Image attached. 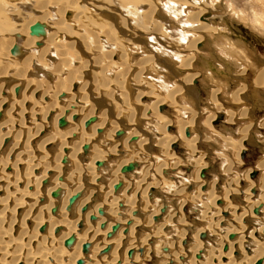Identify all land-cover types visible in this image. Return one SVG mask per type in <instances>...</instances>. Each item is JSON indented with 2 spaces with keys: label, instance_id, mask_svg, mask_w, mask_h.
Instances as JSON below:
<instances>
[{
  "label": "bare ground",
  "instance_id": "obj_1",
  "mask_svg": "<svg viewBox=\"0 0 264 264\" xmlns=\"http://www.w3.org/2000/svg\"><path fill=\"white\" fill-rule=\"evenodd\" d=\"M58 1L62 2L63 8L58 11L60 18L54 23L64 37L71 39L70 45L71 42H74L73 40H75L74 44L76 43L74 37L78 38L79 35L86 32L94 37L97 36L99 42L101 41L100 44L102 43L106 49H109V53L107 51L104 53L103 67L90 66L96 69L95 79L97 78L98 87L95 85L93 77L87 76L85 79L84 75L82 77L80 73V80H77V83L73 81V78L77 76L76 73L75 76L73 75L74 69L81 72L86 67L82 68V66L79 69L77 68L79 65H76V68L71 67L73 69L72 77L67 82L64 80L65 82L62 83L56 74L55 78L57 79L52 81V84L54 82L52 85L50 82L53 77L52 72L45 70L43 65L45 66L46 63L44 61L40 62L43 55L40 58H31V62L25 63L26 65L22 64L21 68L16 71L14 69L15 72L10 73L12 69L10 63L12 65L15 62L10 59L12 57H9V60L5 62L7 56H10L6 54L5 65L0 67V78L6 81L0 80V117L2 116L0 118V193H3L0 194V205H2L0 221L4 223L0 224V264H18L20 262L22 264H140L148 254L147 250H140L143 244L147 242L148 245H152L155 235L172 228V221L177 225L175 227L176 238L167 244L164 243L166 247L163 242L158 240L159 245H162L161 248L165 247V253L160 251L158 253L164 254L165 257L159 264H166L172 260L175 261V264H254L259 258H261L260 264H264V239L256 240L253 236L256 232L260 236H264V156L255 164L257 171L252 172L251 168H247L241 171V176L234 180L231 179L235 177L236 172L230 171L232 174L234 173V176L228 178L229 182L226 180L227 188L225 189L227 190L218 193L215 189L218 185L216 176L208 182L204 180V173L208 170L206 162L203 160L202 152H196L197 138L191 135L193 125H203L207 140L208 137L210 138V133L214 132L213 135L217 136L220 141V154L225 153L224 155H226V152L229 154V149H231L232 160H228L224 156L221 157L222 169L220 170L223 174L228 175L230 167L239 165L238 158H244L246 153L244 145L248 147L251 143L249 142L251 140L246 141V139L251 135L254 122L251 118L247 123L240 125L236 131L237 137H235L236 134L228 135L225 132L223 134L213 130V125L220 118L219 113H225L227 122L235 120L242 122V120L250 119L248 116L249 105L246 107L243 105V108L238 111L230 110L228 106L224 107L220 96L222 94L224 97L228 88L225 83L217 80V84L214 81L207 97L210 105L209 110L208 107L205 109H207L208 115L200 121L201 110H194L193 104H190L191 101L183 99L184 97L181 95L182 87L188 85L202 73L195 64L190 63L194 57L188 59L189 52L177 54V60H180L182 55L185 56L182 57L185 59L182 60L183 66L193 68L185 75L180 76L176 73L174 80L179 83L177 87L167 90L166 86L173 83L171 77L174 74L170 71L168 73L162 67L158 72L152 70L154 73L146 77L149 85L145 86L140 79L141 72L148 62L156 59V50H166L163 45L158 44L154 38L153 40L148 35V38L144 37L143 44H130L126 38L127 35H121L122 38L117 36L116 42L111 36V33L115 32L113 28L115 23H104L99 20L90 23L86 19L84 14L89 11L82 6L91 10L94 9L92 4L86 3L80 8L79 0ZM139 1L142 2L140 6H136V9L139 10H142L149 2L148 0ZM204 1L206 0L167 3L165 0H160L159 3L152 5L150 11L148 10L147 21L140 15L139 23L142 25L141 21L143 20V24L146 25V22L149 21L152 27L154 26L153 30L150 28V33L160 30L162 27L161 30L164 33L166 32L176 40V46L179 48L183 44L188 49L196 47V50H200L198 44H201L202 37L195 35L194 37L189 30L192 24H196V21L191 23L186 19L195 20L202 17L200 14L202 11L192 14L191 17L188 16V12L190 8L196 7L195 3L197 2L201 7L204 6L202 4ZM155 11L160 14L156 13L159 21L150 19ZM134 14L131 13L132 17ZM210 22L211 25L208 26L204 23L199 25L198 22L199 28L208 29L214 26L212 20ZM179 23H182L183 29L184 27L186 29H179ZM102 28H107L103 37L94 32ZM110 28L112 32L108 33ZM144 28L146 29V27ZM207 32L209 31L207 30ZM97 44L93 46H97ZM58 48L59 53L64 52V49H61L62 46H58ZM88 52L92 54L91 49ZM17 53L16 55H18ZM152 53L154 58L149 57ZM168 53L172 55L174 51L169 50ZM11 54H13L12 51ZM78 54L80 57V53ZM83 54L85 53L83 52ZM111 56H114L113 62L110 59ZM130 56L133 57L132 62L129 60ZM61 58L64 61L63 64L67 65L66 57L61 56ZM160 59L158 60L160 61ZM82 62L80 61V63ZM169 62L175 64L174 61ZM134 65L137 66L136 72L133 71ZM249 66L247 64L242 66L236 71V74L241 78V75L249 70ZM90 67L89 69H91ZM61 71L63 70L61 69ZM65 72H70V70ZM173 72L175 73L174 70ZM65 75L64 78H66ZM252 83L264 90V67L255 70ZM92 85L93 87L95 85L94 91L98 89V96L102 98L105 95V100L101 101L99 106L92 103L93 97L96 96L94 91L90 92ZM129 85H136L138 90L131 93L132 87ZM141 85L146 89H141ZM17 86L19 89L16 88ZM247 87L249 88L248 83H244L239 88H234L229 92L230 99L225 100H230L236 105L243 103V91ZM102 88L103 90H99ZM164 89L168 93L162 97L160 95L164 94ZM62 95L63 97L60 98ZM146 96L148 101L145 102L143 98ZM166 104L169 107H174L177 114H181V118L175 122L171 121L167 116L168 113H163ZM111 112H113L111 116H114V119H111ZM142 115L143 122L141 124L145 120L146 123L143 125L149 131L151 129L152 133H149V137L138 138V133L142 132V126L136 123L135 125L138 126L135 128L133 122L134 120L138 121V117L140 118ZM182 117L186 118L182 119ZM61 118L65 120V124L62 126L59 125ZM92 118L93 120H91ZM44 119L46 123L52 125L49 132ZM171 123L176 128L175 133H167L173 127L170 125ZM106 124L108 126H105ZM258 125L264 127V116ZM127 127L128 131L125 135ZM118 131L122 132L117 135ZM36 137H38L37 140ZM134 141L135 143H132ZM176 141L185 149L188 155L186 159H181L170 150L172 144L173 147H176ZM154 142L156 154H153L155 158H151L154 162L141 165V162H138L144 160L140 152L141 148L148 143L154 144ZM261 142L264 144V136L261 138ZM148 146H144V148H153L152 145ZM127 148L131 153L126 152ZM54 150L56 153L50 154ZM36 151L41 153H36ZM98 161L102 164L97 165ZM130 162L136 164L134 169L122 173V167ZM182 163L193 166L191 181L181 180L178 186L171 187L172 184L169 180L172 177L169 176V172L172 169H178ZM138 166L140 169L137 171L136 167ZM7 168H10L11 171H6ZM150 170H152V175H149ZM258 171H260L259 177L254 180L253 176ZM158 174L162 177L161 180ZM192 185L193 192L183 194V188L188 186L190 189ZM164 189L176 197L183 194L184 199L172 207L168 200H159L155 197L160 190ZM53 193L56 195L53 196ZM237 193L244 195L242 200L244 205L233 203L232 200L237 199ZM73 195L78 196L70 204L69 200ZM188 202L193 204L195 211H198L197 217L203 221L202 227L191 226L178 215L181 206ZM18 209L23 210L19 218L17 217L18 213L15 217V212ZM162 209L164 210L162 211ZM166 210L167 213L164 214ZM156 217L157 219H155ZM161 218L163 220H160ZM170 220L172 221L169 222ZM30 222H33L31 228ZM247 223L251 224V227ZM17 224L20 229L32 230L29 232L18 229V235L12 238L7 229H11V233L15 232ZM114 226L116 228L112 230ZM249 227L247 233L250 240L245 239V232ZM192 228L195 231L193 230L191 233L190 253L185 256L176 246L180 240L182 245L186 244V236L189 235ZM37 229L40 233L37 232ZM134 229L149 231L139 234ZM109 231L112 232L110 235H108ZM203 232L208 233L207 237L211 242L214 241V245L210 241L203 242L198 239V234L200 233L199 237H202L201 233ZM230 233H233L232 237L229 236ZM71 234L74 235V239L69 245H66L65 240ZM22 239L23 242H21ZM84 244H87V251L83 249ZM144 245L146 247V244ZM159 245H157L156 252ZM173 245H176L175 249L170 248ZM129 251H131L130 254H128ZM126 254L127 256H125ZM80 259L82 262L77 263Z\"/></svg>",
  "mask_w": 264,
  "mask_h": 264
},
{
  "label": "rangeland",
  "instance_id": "obj_2",
  "mask_svg": "<svg viewBox=\"0 0 264 264\" xmlns=\"http://www.w3.org/2000/svg\"><path fill=\"white\" fill-rule=\"evenodd\" d=\"M57 1L58 0H0V58H1L0 61L3 60L0 62V67L5 65V62H7V60H9V57H12L10 59L15 63H12V65L10 63V66L12 67V69L10 68L11 69L10 73H13L16 70H18L19 68H21L22 64L24 65L25 63L31 62V60L34 59L35 57L40 58V56L43 55L41 57L42 60H40V62L44 61L46 63V65L45 66L43 64H41V65H43V67L45 68L46 71L52 72L53 77H52L51 81L48 79L51 82V84H52V81H54L57 78H59L60 81L62 80L61 81L62 83L64 80L67 82V80L70 77H72L71 75L73 73V69L71 67L76 68V65L77 66L79 65L77 67L79 69L82 66H83L82 68H84L85 66L88 68L86 69V67H85L83 70H81V72H78V70L75 71V69H74L73 75L76 73L75 75H77V76L74 75L75 77L73 78L74 79L73 81L77 83V80H80V78H81L80 74H82V77L84 75L85 79L87 78V76L93 77L95 80L94 83L98 87V82L96 83L97 78L95 79L96 69H94L90 66L94 65V66H96V68L97 67L98 68L103 67L102 62H103L104 53H106V51L109 53V51H108L109 49H106L102 43L100 44L101 41L99 42L98 38H96L97 36L94 37V35L92 36L91 34L86 33V32H84L82 35H79L78 38L74 37V39H76V43H75L76 45L74 44L75 40H73L74 42L73 43L71 42V45H70L71 39L69 37H64L63 34L60 32V30L56 27V25L54 23V21L56 22V20L60 18V14L58 13V11L62 10V8H63L62 2L59 3V1L58 2ZM64 1L66 2V0H64ZM148 1L149 2H147V4H145L143 2L145 4V7L142 10H139L138 8L136 9V6L138 7L142 4V2L139 0H81V1L79 0L80 3L78 2V4H79L80 8L83 4L85 5L86 3L92 4V7H94V9L90 10L89 8H86L85 6H82V8H84L86 10L88 9V11H89V12L86 11L87 13H85L84 15L86 16V19H88L90 21V23L96 22L97 20H99V22L101 21L104 23H106V22L112 23V24L115 23V24H113V28H114L115 32L111 33L112 29L110 28L108 33L109 32L111 33V36L113 37V39L116 42H117V39H116L117 36L119 38H122L121 35H127L126 38L128 39L130 44H133V43H142L143 44L144 43L143 41L145 40L144 37L148 38V36H149L152 39L154 38L155 40L154 39L153 40L155 42L164 46L163 48H164V50L165 49L166 50L165 51H162L161 49H158V51L156 50V53H157V55H155L156 59H154V61L152 60V61L148 62L145 65L143 71L141 72L140 79H141L142 83L145 84V86L149 85V83H147L148 80L146 79V77L151 75L154 72H158V70H160V67H162V69L165 68V70L168 73L170 71V72H172V74H174L173 77H171V81H173V83L171 82L172 84L169 83L166 86L167 90L169 91V90L177 87V85L179 83L177 80H174V79H176V75L177 74H179L180 76L185 75L188 72H190L191 70H193V68H191V66L190 67H186L185 65L183 66L182 60H185V59H183L185 56L182 55L180 57V60L179 59L177 60V54L178 53L179 54L186 53V51L189 52V54H188L189 57H187V58L189 59L190 57H194L193 60L192 59L190 60V63L195 64L197 66V69L201 70L202 73H200L199 77H196L194 80H192L190 83H188V85H184L182 87L181 95L184 97L183 99H185L189 102L191 101L190 104L191 103L193 104L194 110H201L202 113L200 116V121L208 115L207 109H205V107L206 108L208 107V110H209V105H210L209 102L207 101V97H208L209 91L211 90V87H213L212 85L214 84V81L217 84V80L218 81L220 80L219 82L225 83L227 88H228L227 94H224V97H222L223 96L222 94L220 96V100L224 104V107L228 106V109H230V110L233 109L234 111L235 110L238 111L240 108H243V105L245 107L249 105L248 107L250 109L248 111L249 112L248 116L250 117V119L242 120V122H240L239 120H235L234 122H227V121H225L226 120L225 113H223V114L219 113L220 118H218L217 122H215V124L213 125V130H216V131L221 132V133L225 132V134H228V135L229 134L235 135L236 131L240 125L247 123L248 121L251 120V118L253 119V122H254V127H253V130L251 132V135L246 139V141L248 139L251 140V141H249L251 143L248 142L249 143L248 147H246V145H244L245 151H246V153L244 151V153H245L244 158L240 159V157L239 158L237 157L239 159L240 163L238 166L236 165L234 167H230L228 175L223 174L222 170H220V169H222L221 157L224 156L228 160L229 159L232 160V158H231L232 156L230 155V153H233V152L231 151V149H229V152H230L229 154H228V152H226V155H224L225 153L220 154L221 153L219 150L220 141H218L217 136L215 137L213 135L214 132L210 133L211 134L210 138L208 137V140H207V136L205 134V131H204L205 129L203 128V125L202 126L193 125L194 126L193 127L194 132L192 131L191 135L197 138V141L195 144V149H197L196 152H202L203 160L206 162V166L208 169L204 173L205 174L204 180L208 182L209 180L214 179L215 178L214 176H216L218 185H217V188L215 187V189L218 193H223L224 191L227 190V189H225V188H227L226 184H225V183H227L226 180L229 182L228 178H231L230 176H232V175L234 176V173L232 174V172H230V171L236 172L235 177L232 176L233 178L231 180H234V179L238 178V176H241V174H240L241 171H244L247 168L248 169L251 168L250 170L252 172L255 170L257 171V169L255 168V164L262 156H264V144H263V142H261V138L264 136V127L258 125V122L264 116V94H263L264 90L258 86L253 85V83H252L255 70L257 68L259 69L260 67H264V0H206L202 3V4H204V6H202V7L200 6L199 2H201L203 0H197L199 2L195 3V5H196L195 8L189 9L188 16L191 17L192 14L199 12V11H202L200 13L202 17L196 18L195 20L186 19V21L191 22V23H195L192 21H196V24H192V27L189 30L191 31L193 36L195 35L197 37H202L201 44H198L200 46H198L196 44L200 50H198V49L196 50V47L190 48L191 49L190 50V49H188V47L183 46V44L179 48L178 46H176V43H175L176 40L172 39L170 37V35H167L166 32L164 33L161 30L162 27L160 28V30H154L153 32L150 33V31L153 30L154 26L152 27V24L149 21L146 22L148 19V16H149V11H150L152 5L159 3L160 0H148ZM165 1L167 3H171V2H176V1L180 2V1H184V0H165ZM124 3H125V5H124ZM126 3H127V5H126ZM45 8H46V10H45ZM47 10L50 12L48 13ZM132 10H135V11H132ZM141 11H142V14H140ZM125 12H127V13H125ZM134 12H135V14H134ZM131 13L134 14L133 17L131 15ZM156 13L159 14L157 11H155L152 14L153 18L152 17L150 18L151 20L156 19L157 21H159V19H157L158 15H156ZM137 15H138V17H137ZM140 15L143 16V19H144V17L146 18V19H144V20H146L145 21L146 25L143 24L144 23L143 20L141 21L142 25H140L139 19H138L140 17ZM203 16H205V17H203ZM211 20H212V25L214 24V26H212L208 29L199 28V25L202 23L206 24L207 26L211 25V22H210ZM133 21L136 23H134ZM137 22H138L139 26L137 25ZM198 22H199V25H198ZM144 27H146V29ZM178 27H179V29L180 28L183 29L182 23H179ZM150 28H151V30H150ZM185 29L186 28L184 27L183 30H185ZM207 30L209 32H207ZM106 31H107V28L106 29L102 28V29H100L98 31H94V32L102 35V37H103V35L106 34ZM156 31H158V32L156 34H154V32H156ZM82 32H83V30H82ZM144 34H145V36H144ZM151 34H153V35H151ZM220 35H221V37H220ZM52 36H54V37H52ZM203 36H204V38H203ZM215 37H218V38H215ZM50 39H52V40H50ZM104 39H102V40H104ZM96 41L98 42V44ZM134 41H137V42H134ZM6 44H8L10 47L7 46ZM94 44H97V46H93ZM5 45H6L7 49H5L6 48ZM58 46H62L61 49L62 50L64 49V52H62L63 54L59 53L60 47L58 48ZM84 47H85V49H84ZM4 49H5V54H4ZM83 49H84V51H83ZM88 49L89 50L91 49L93 55L88 52L89 51ZM167 49H168V51L173 50L174 54H172V55L169 54ZM194 49H195V51H194ZM42 50L45 52H43ZM175 50H176V52H175ZM11 51L13 52V54H11ZM14 51H16V52H14ZM18 51H19V53H17ZM65 51H66V53H65ZM221 51H223V53H221ZM83 52L85 54H83ZM16 53L18 55H16ZM78 53H80V57L78 56L79 55ZM6 54L10 55V56H7V58H6ZM59 54H61V55H59ZM90 54H91V56H90ZM174 55H176V56H174ZM61 56L66 57V59L68 60L67 65L63 64L64 61L62 60ZM43 57L46 59H44ZM149 57L154 58L153 53L150 54ZM161 57H162V59H160ZM5 58H6V60H5ZM83 58H85V59L83 60ZM129 58H130L129 60H131V62H132L133 57L130 56ZM110 59L113 62L114 56H111ZM158 59H160V61H162V62H160ZM4 60H5V62H4ZM80 61L81 62L86 61V62L80 63ZM163 61H164V63H163ZM165 61H166V63H165ZM169 61H171V62L174 61L175 64L170 63ZM240 61L244 62V63H241ZM83 63H84V65H83ZM244 64L245 65L247 64V66L250 65L249 66L250 68H249V70H246L244 75H241V78H240V76L236 74V71L239 70L240 68H242V66H245ZM89 67L91 69H89ZM136 67H137L136 65L133 66V71H135V72L137 70ZM188 68H190V69H188ZM14 69H15V71H14ZM61 69L63 71H61ZM64 70L65 71L70 70V72H65ZM173 70L175 71V73L173 72ZM40 73H42V72L40 71ZM66 73H67V75H65ZM56 74L58 77L56 76ZM64 75L67 79L64 78ZM55 77H57V78H55ZM89 77H88V79H89ZM242 77H243V79H242ZM204 78H206V79H204ZM0 80L4 81L3 78H0ZM194 81H196V83H194ZM4 82H6V81H4ZM76 83H75V87L77 88ZM241 83L242 84L248 83V86H249V88L247 87L248 90L245 89L243 91L244 92L243 93L244 102L236 105V104L232 103L230 100L226 101V100H228L227 98H229V92L234 90V88L235 89L239 88L242 85ZM53 84H54V82H53ZM130 84H132L131 81H130ZM95 85H94V87H93V85L91 86L90 92L93 93V91L95 89ZM72 86H73V84H72ZM129 86L132 87L131 91H130L131 93H134L135 91L138 90L135 87L136 85H129ZM145 86L141 85L142 88L141 87H139V88L146 89ZM16 88L19 89V86H17ZM99 90H103V88L99 89ZM167 90L164 89V94H161L160 96H162V97L165 96V94L168 93ZM87 92H89V91H87ZM154 94H155V92H154ZM94 95H96V96L93 97L92 103L94 105L99 106V104H101V101L105 100V97H104L105 95L102 98H101V96H98V89H96L94 91ZM225 96H226V98H225ZM62 97H63V95L60 96V98H62ZM143 99H145V102L148 101L147 96L144 97ZM240 102H242V101H240ZM245 103H246V105H245ZM164 107L165 108H164L163 113H165V114L168 113L167 116L171 119V121L175 122V120H178L179 118H181L180 117L181 114L179 113L180 115H178L176 110H174L175 109L174 107H169L168 104H166V106H164ZM190 112H192V111H190ZM112 114H113V112H111L110 116ZM113 117L114 116H111V119ZM185 118L186 117H182V119H185ZM44 122L46 123L45 119H44ZM141 122H143V115L140 118L138 117V121L134 120V122H133L135 128H137V126H138V125L137 126L135 125L136 123L142 126V132L140 131L141 133L140 132L138 133V138L149 137V133H152L151 129L149 131V129L145 125H143L146 123L145 120H144V123L141 124ZM170 125L173 126L172 127L173 129L171 128L170 130L167 131V133H175V131H176L175 126L172 123ZM56 126H57V123H56ZM105 126H108V124H106ZM46 127H47V130L49 132L52 128L51 123H49V124L46 123ZM57 128H58V126H57ZM123 129H125V128H123ZM127 131H128V127L125 129V135H126ZM183 136H184V134H183ZM237 136L238 135L236 134L235 137H237ZM37 138L38 137H36V140H37ZM132 143H135V141ZM175 143H176V147H173V144H172L170 147L171 148L170 150L176 156L180 157L181 159H186L188 155H187L185 149L182 146H180L178 141H176ZM148 145L149 146L152 145L151 147H153V148L145 149L144 146H148ZM144 146L140 150L141 155L144 157V160L138 161V162H141L140 163L141 165L148 164V162L153 163L154 161L151 158L152 157L155 158V155H153V154H156L155 142H154V144L148 143L147 145H144ZM45 149H47V147H45ZM126 150H127L126 151L127 153H131V151H129L130 150L129 148H127ZM36 153H41V152L36 151ZM55 153H56V150H54L53 152H50V154H52V155H54ZM94 166H95V164H94ZM139 166L136 167L137 171L140 169ZM178 167H176L178 169H175V170L172 169L169 172V176L172 177L169 180V182H171V184H172L171 187L173 185L178 186L179 181H181V180L182 181L183 180L184 181L185 180L191 181L192 172L194 170L193 166H191L189 164L185 165V163L184 164L182 163ZM5 170L11 171L10 168H7ZM237 173H238V175H237ZM259 174H260V171H258L256 173V175L253 176V179L257 180L259 177ZM149 175H152V170H150ZM158 175L160 176V174H158ZM162 176H164V175H162ZM161 179H162V177L160 178V180ZM166 186H168V185H166ZM194 186H195V183H194ZM190 187H191L190 189L188 186L183 188V190H182L183 194H186V192L187 193L193 192V190H194V188H192L193 185ZM0 194L2 195L3 193H0ZM183 194H179L176 197V195L170 194L168 191H166L164 189V190H160L158 192L157 196H155V197L159 198V200H163V199L168 200L169 204L173 207V206L177 205L180 202V200L184 199ZM243 199H244V195L238 194L237 199L235 198L234 200H232V199L231 200L235 204L239 203V205L240 204L244 205V202L242 201ZM1 206L2 205H0V207ZM11 206H12V204H11ZM193 207L194 206L191 202L183 204L181 206V208L179 209L178 215L180 217H182L187 223H190L191 226L195 225V226H198L200 228L203 226V221L199 220V218L197 217L198 211H195L193 209ZM22 211L23 210L18 209L17 212H15V217H16L17 213H18L17 217L18 218L21 217L20 214ZM165 213H167V210L164 212V214ZM163 218H161L160 220H163ZM226 218H227V216H226ZM194 220H197L199 223H195ZM227 220H229V219L227 218ZM171 221L172 220H170L169 222H171ZM173 222L174 221L171 222L172 223L171 229L169 228L165 232L161 231L160 234L154 236L155 240L153 239L154 243L152 245H148L146 242V243H144V244H146V247H144L145 245L143 244L142 251L147 250L148 254H147L146 258H144L142 263H140V264H159L162 260H164V258H165L163 256L164 254L163 255L161 254V253H165L164 248L166 247V245L164 243L167 244L168 242H170L176 238L175 227L177 225L174 224L176 222H174V223ZM230 222H232V221H230ZM0 224H4V223L0 221ZM26 225H27V223H26ZM32 225H33V222H30L29 223L30 228L32 227ZM248 225L251 227V224H248ZM3 227H6V225H3ZM250 227L245 232L246 233L245 239H248V240H250V239L248 237L247 232L249 231ZM18 229H20L18 224L16 226V229L14 230L15 232L11 233V229H7L8 232L11 234L10 237L13 238L14 236H17L18 231H19ZM3 230H5V229H3ZM23 230L30 232L32 229H20V231H23ZM134 230H136L135 232L139 233V234L147 233L149 231L146 229H144L142 231L140 229H134ZM193 230L195 231V229L192 228L189 231V235L186 236L187 241H186L185 245H182L181 240H180L178 242L177 246L173 245L170 248L175 249V246L179 247L181 249L180 251L182 253H184L183 255H185V256H186V254L189 255V253H190L189 252V245L192 243L191 233ZM37 232H39L38 229H37ZM199 234H198L199 240H201L203 242L210 241V238L207 237L208 233L206 234L207 236L203 237V238L199 237ZM254 234H253V236L256 240H262V238L264 239V236L263 237L260 236L257 232ZM155 237H157V238H155ZM156 240H157V242H156ZM158 240L163 242V245H165L164 248H161L162 245L161 246L159 245L160 242ZM23 241L24 240L22 239L21 242H23ZM211 244L214 245V241L211 242ZM82 245H81V249H82ZM157 245H159L160 247H159V249H157V252H156ZM154 246H155V248H154ZM19 248H20V246H19ZM32 249H33V247H32ZM153 249H154V252H153ZM169 249H167V250L169 251ZM159 251L161 252L160 254H158ZM85 255H87V254H85ZM125 256H127V254ZM87 257H86V259H87ZM177 260L179 261V259H177ZM18 264H22V263L20 262ZM166 264H175V261L172 260Z\"/></svg>",
  "mask_w": 264,
  "mask_h": 264
},
{
  "label": "water",
  "instance_id": "obj_3",
  "mask_svg": "<svg viewBox=\"0 0 264 264\" xmlns=\"http://www.w3.org/2000/svg\"><path fill=\"white\" fill-rule=\"evenodd\" d=\"M91 120H93V118H92ZM89 121H90V120H89ZM89 121H88V122H89ZM64 124H65V120H64V118H61V119L59 120V125L62 126V125H64ZM121 132H122V131H118L117 135L120 134ZM85 148H86V146L84 147V149H85ZM96 164H97V165H101L102 163H101L100 161H98ZM135 166H136L135 163L130 162L128 165H125V166L122 167L121 172H122V173L129 172V171H131L132 169H134ZM55 195H56V193H53V196H55ZM77 196H78V195H73V196L70 198V200H69L70 204L73 203V201L76 199ZM163 210H164V209H162V211H163ZM155 219H157V217H156ZM194 222H195V223H199L197 220H194ZM115 228H116V226H114L112 230H115ZM111 233H112V232L109 231V232H108V235H110ZM263 233H264V229H263ZM206 234H207L206 232H203V233H201V236H202V237H204V236L206 237V236H207ZM229 236L232 237V236H233V233H230ZM73 239H74V235L71 234L70 236H68V237L66 238V240H65V244H66V245H69V244L72 242ZM83 249H84V251H87V244H84ZM140 250H142V249H140ZM130 252H131V251H129L128 254H130ZM80 262H82L81 259L78 260L77 263H80ZM260 263H261V258L257 259L256 262H255L254 264H260Z\"/></svg>",
  "mask_w": 264,
  "mask_h": 264
}]
</instances>
